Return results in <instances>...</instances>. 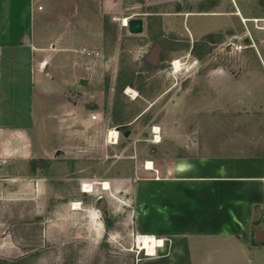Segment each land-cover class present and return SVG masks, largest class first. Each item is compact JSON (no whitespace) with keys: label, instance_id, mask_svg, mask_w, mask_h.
<instances>
[{"label":"rangeland","instance_id":"rangeland-1","mask_svg":"<svg viewBox=\"0 0 264 264\" xmlns=\"http://www.w3.org/2000/svg\"><path fill=\"white\" fill-rule=\"evenodd\" d=\"M31 1L15 40L27 3L0 0L14 39L0 48V127L28 132L47 166L20 160L12 172L36 176L32 195L0 174V264H136L146 253L128 185L147 162L217 148L196 142L208 128L233 150L264 151V0ZM136 18L144 29L131 34Z\"/></svg>","mask_w":264,"mask_h":264},{"label":"crops","instance_id":"crops-1","mask_svg":"<svg viewBox=\"0 0 264 264\" xmlns=\"http://www.w3.org/2000/svg\"><path fill=\"white\" fill-rule=\"evenodd\" d=\"M24 2L26 19L15 21V40L22 39L34 14L32 1ZM6 28L0 18V48L14 45ZM48 65L43 60L41 70L48 73ZM215 131L208 128L207 137L196 142H218L217 148L179 155L129 180L133 235L162 240L154 255L144 254L136 264H264V236L256 242L257 232L264 230V151L233 150L228 143L234 139H224L225 133L215 139ZM20 160L32 165L40 161L33 155L29 133L0 127L4 183L16 184L15 195H32L36 176L24 180L12 173Z\"/></svg>","mask_w":264,"mask_h":264},{"label":"bare ground","instance_id":"bare-ground-1","mask_svg":"<svg viewBox=\"0 0 264 264\" xmlns=\"http://www.w3.org/2000/svg\"><path fill=\"white\" fill-rule=\"evenodd\" d=\"M127 21H128V20H127ZM127 21H125V22H127ZM127 24H128V23H127ZM179 67H180L179 61H176V62L174 63V68H176V69L178 70ZM155 130H156L155 132L158 131L157 128H155ZM157 137H158V136H157ZM110 138H111V142H112V143H116V142H117L118 136H117L116 131H111V133H110ZM113 140H114V142H113ZM147 168H149V169H153L154 166H153V164H152L151 162H147ZM105 185H107V187H105ZM88 187H89V185L86 184V185L84 186V191H87V192H88V191H92V189L87 190ZM86 188H87V189H86ZM103 188H104L105 190L110 189V184H109V182H104V184H103ZM73 209H79L78 203H75V204H74V208H73ZM138 242H139L138 248L141 249L140 252L144 251V252H145L146 254H148V255H154V254H155V246H156V243H157V239H155V238H153V237H150V236H143V237H139Z\"/></svg>","mask_w":264,"mask_h":264},{"label":"water","instance_id":"water-1","mask_svg":"<svg viewBox=\"0 0 264 264\" xmlns=\"http://www.w3.org/2000/svg\"><path fill=\"white\" fill-rule=\"evenodd\" d=\"M128 30L131 34H140L143 32L144 29V22L143 19L141 18H136V19H129L127 22ZM154 51H152V56H153ZM156 53V52H155ZM157 55V53H156ZM152 58H149L151 60ZM39 167H46L47 162L43 161H36L35 162ZM104 205V202L102 201L100 204L101 208ZM264 236V230H259L256 235V242H260L263 239Z\"/></svg>","mask_w":264,"mask_h":264},{"label":"built area","instance_id":"built-area-1","mask_svg":"<svg viewBox=\"0 0 264 264\" xmlns=\"http://www.w3.org/2000/svg\"><path fill=\"white\" fill-rule=\"evenodd\" d=\"M41 7H39V9H40ZM243 49V46L241 45V44H239V45H235V50H237V51H241ZM83 52H85V50H83ZM87 54L88 55H90V52H87ZM176 61H174L172 64H173V67H174V63H175ZM93 118L95 119L96 118V116H93ZM110 133H111V131L109 132V134H108V136H109V138H108V141L109 142H111V138H110ZM117 133V132H116ZM117 136H118V133H117ZM113 142H114V140H113ZM112 143V142H111ZM2 165V162L0 161V166ZM139 237H143V236H141V235H136L135 236V246H136V251H137V253H140V251H141V249L140 248H138V245H139V242H138V239H139ZM162 243V240H157V245H159V244H161Z\"/></svg>","mask_w":264,"mask_h":264},{"label":"flooded vegetation","instance_id":"flooded-vegetation-1","mask_svg":"<svg viewBox=\"0 0 264 264\" xmlns=\"http://www.w3.org/2000/svg\"><path fill=\"white\" fill-rule=\"evenodd\" d=\"M154 51V53H153V56H152V59L149 61L150 62V64H151V66H154V67H156V66H158V65H160V62L162 61L161 60V57H162V53H163V50L161 49V50H158V49H154L153 50ZM157 53V55H156V53ZM161 60V61H160ZM168 64H169V66L171 67V68H174L173 67V64L171 63V61H168ZM101 204V203H100Z\"/></svg>","mask_w":264,"mask_h":264},{"label":"clouds","instance_id":"clouds-1","mask_svg":"<svg viewBox=\"0 0 264 264\" xmlns=\"http://www.w3.org/2000/svg\"><path fill=\"white\" fill-rule=\"evenodd\" d=\"M95 219H96V217H95V215L93 216V220L95 221ZM95 227H96V229H97V232L99 233V230H100V228H101V225H99V224H95Z\"/></svg>","mask_w":264,"mask_h":264},{"label":"trees","instance_id":"trees-1","mask_svg":"<svg viewBox=\"0 0 264 264\" xmlns=\"http://www.w3.org/2000/svg\"><path fill=\"white\" fill-rule=\"evenodd\" d=\"M168 49H170V48H168ZM171 60V59H170ZM34 166H35V163L33 164ZM115 219H113V221H114Z\"/></svg>","mask_w":264,"mask_h":264},{"label":"snow or ice","instance_id":"snow-or-ice-1","mask_svg":"<svg viewBox=\"0 0 264 264\" xmlns=\"http://www.w3.org/2000/svg\"><path fill=\"white\" fill-rule=\"evenodd\" d=\"M105 187H107V185H105Z\"/></svg>","mask_w":264,"mask_h":264}]
</instances>
